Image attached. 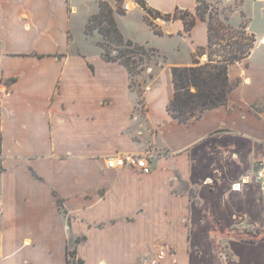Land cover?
<instances>
[{"label": "crops", "instance_id": "1", "mask_svg": "<svg viewBox=\"0 0 264 264\" xmlns=\"http://www.w3.org/2000/svg\"><path fill=\"white\" fill-rule=\"evenodd\" d=\"M104 1L125 39L185 46L189 57L147 68L139 76L141 96L127 68L102 57L101 33L86 32L100 0H0V69L11 80L1 146L0 264H69L67 244L77 238L81 264H213V254L225 264L224 242L237 257L239 247L258 245L259 252L260 241L251 243L242 226L254 214L264 225V182L256 176L264 155V62L250 59L264 46V33L251 23L255 6L264 18V0H208L233 9L235 28L247 18L257 42L230 66L240 83L227 105L187 124L168 106L172 68L193 65L198 48L208 45L198 0H146L161 14L179 8L197 16L190 31L181 18L157 16L162 34L136 0ZM124 3L130 10L122 14ZM118 153L148 155L151 173L109 168L108 158Z\"/></svg>", "mask_w": 264, "mask_h": 264}, {"label": "trees", "instance_id": "2", "mask_svg": "<svg viewBox=\"0 0 264 264\" xmlns=\"http://www.w3.org/2000/svg\"><path fill=\"white\" fill-rule=\"evenodd\" d=\"M122 1L118 0L119 3ZM136 1L146 11V20L157 34L163 33L154 22L157 16L166 20L183 19L186 31L193 28L197 16L208 22V45L206 48H198L193 56V65L172 68L175 91L168 106L171 115L180 123L187 124L193 118H199L205 110L227 105L229 94L240 83L239 79H231L230 66L249 57L257 42L255 35L248 32L247 23H242L239 28L233 27L227 17L221 19L217 14H212L213 7L207 0H198L197 16L179 8L173 13L161 14L150 8L146 0ZM100 6V12L91 16L86 32L90 35L96 30L101 33L102 40L99 44L102 57L107 61L123 64L130 74V87L141 93L139 76L148 68V61L156 58V50L125 39L115 20L113 8L104 0H100ZM118 11L125 13L123 8ZM205 55L207 58L202 61L201 58ZM59 203L62 205L60 199ZM79 242L81 239L77 238L74 241L69 240L67 244L66 255L69 264L83 262L77 257L75 244Z\"/></svg>", "mask_w": 264, "mask_h": 264}, {"label": "rangeland", "instance_id": "3", "mask_svg": "<svg viewBox=\"0 0 264 264\" xmlns=\"http://www.w3.org/2000/svg\"><path fill=\"white\" fill-rule=\"evenodd\" d=\"M123 2H124V0L122 1V3H120L121 6H122ZM207 2H208V0H207ZM213 6L214 7L212 8V14H214V15L217 14L220 18H222V16L219 14L223 12L225 17L230 19V15H231L233 9L231 7H229V5L225 6V5L213 4ZM250 9H251V6H250ZM254 9H255V12H254L255 19L253 17V20L251 21V23H253V27L257 30V32L259 33V36H261L264 33V18L262 19L261 15L259 14V10H258L257 6H255ZM206 17L208 18L209 14H207ZM242 23H248L247 18H243ZM155 24H157V23H155ZM91 40H94V38L92 37ZM142 44L146 45L149 48H154L156 50V58H155L156 60L154 59L152 61H148V68L156 67V65H158L159 62L160 63H164L166 61L172 62V61H177V60H181V59H186L187 57H189L188 56L189 54L185 51V46L182 48V50H175L174 47L170 46L168 43L160 42L158 40H155V42H152V43H142ZM97 46L99 48H101L100 45H97ZM200 47H203V46H200ZM204 47L206 48L207 46L205 45ZM206 52H208V50H206ZM113 53H116V51H113ZM190 56H191V54H190ZM206 58H207V55H205L204 58H201V60L205 61ZM250 59H251V61L264 62V46L257 47V49H255L253 55L250 57ZM155 61H157V63H155ZM144 71L141 73V75H143V74L145 75L146 71L145 72ZM262 80L264 81V77H262ZM141 90H142V92L139 94L141 96H143V88H141ZM262 105L264 106V102L262 103ZM260 159H264V155L261 158H259V160ZM179 188H181V186ZM180 191H181V189H180ZM191 193L194 194L195 190L191 191ZM250 218H253V219H250V225L249 226L243 225L242 228L246 227L248 229V231L251 232L250 237H249V240L251 241V243L254 244V243H257L260 241L259 245H260L261 250H259V252L255 251V249L258 247V245L253 246V247H255V249H253L254 251L248 250V252L246 251L247 248L239 247V249H241V251H240V256L237 257V255L235 253V248L233 250L227 244V242H224L223 244L221 243L220 244L221 245L220 246V254L222 256L221 257L222 260L225 259V261H224L225 264L227 263V261H226L227 259H231L230 261L233 262V263H228V264H264V260H263L264 257L261 256L262 251H264V244L261 243V242H264V225H262L261 222L258 221L259 215L254 214L253 216H250ZM252 220H254V221H252ZM256 223H258V224H256ZM262 223H264V221ZM249 258H256L257 262L249 263L247 261ZM237 259H239L242 263L237 262L236 261ZM145 260H146V258H142L140 263H145L146 262ZM216 260H217V258L215 256V254H213V264H216V262H217ZM201 264H209V263L206 262V263H201Z\"/></svg>", "mask_w": 264, "mask_h": 264}, {"label": "built area", "instance_id": "4", "mask_svg": "<svg viewBox=\"0 0 264 264\" xmlns=\"http://www.w3.org/2000/svg\"><path fill=\"white\" fill-rule=\"evenodd\" d=\"M124 11L130 10V3H125L123 6ZM161 18H156L155 23L161 21ZM11 92V80L4 77L3 71L0 69V164L3 158L2 153V134L4 123V103L5 97ZM109 168H126L131 167L139 170L143 174H149L152 171V166L148 155L133 154V153H118L107 160ZM256 176L259 181L264 182V159L259 160L256 165ZM2 209V201L0 199V212ZM3 236L0 232V257L2 249Z\"/></svg>", "mask_w": 264, "mask_h": 264}, {"label": "bare ground", "instance_id": "5", "mask_svg": "<svg viewBox=\"0 0 264 264\" xmlns=\"http://www.w3.org/2000/svg\"><path fill=\"white\" fill-rule=\"evenodd\" d=\"M263 43H264V40H263Z\"/></svg>", "mask_w": 264, "mask_h": 264}]
</instances>
